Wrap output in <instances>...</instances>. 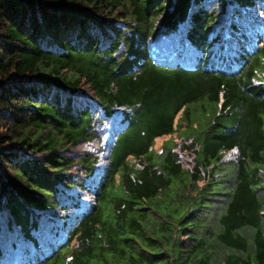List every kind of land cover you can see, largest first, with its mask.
Listing matches in <instances>:
<instances>
[{
  "label": "trees",
  "instance_id": "16d2710c",
  "mask_svg": "<svg viewBox=\"0 0 264 264\" xmlns=\"http://www.w3.org/2000/svg\"><path fill=\"white\" fill-rule=\"evenodd\" d=\"M0 264H264V0H0Z\"/></svg>",
  "mask_w": 264,
  "mask_h": 264
},
{
  "label": "rangeland",
  "instance_id": "374dc122",
  "mask_svg": "<svg viewBox=\"0 0 264 264\" xmlns=\"http://www.w3.org/2000/svg\"><path fill=\"white\" fill-rule=\"evenodd\" d=\"M201 101H196L191 104V121L186 127L178 125L177 129L171 135L163 138V140L174 139L178 136L184 135H196L199 136L203 129L207 127V123L210 122L212 117L217 113L219 104L218 102H205L203 109L200 106ZM200 106V107H199ZM199 107V109H194Z\"/></svg>",
  "mask_w": 264,
  "mask_h": 264
}]
</instances>
